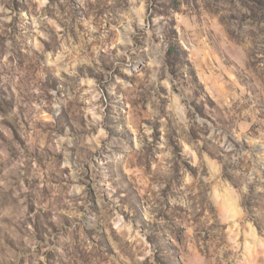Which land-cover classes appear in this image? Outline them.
Wrapping results in <instances>:
<instances>
[{
  "label": "rangeland",
  "instance_id": "1",
  "mask_svg": "<svg viewBox=\"0 0 264 264\" xmlns=\"http://www.w3.org/2000/svg\"><path fill=\"white\" fill-rule=\"evenodd\" d=\"M0 264H264V0H0Z\"/></svg>",
  "mask_w": 264,
  "mask_h": 264
}]
</instances>
